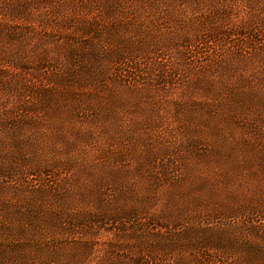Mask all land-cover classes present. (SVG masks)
<instances>
[{
  "label": "rangeland",
  "instance_id": "rangeland-1",
  "mask_svg": "<svg viewBox=\"0 0 264 264\" xmlns=\"http://www.w3.org/2000/svg\"><path fill=\"white\" fill-rule=\"evenodd\" d=\"M120 5L0 0V264H264V0Z\"/></svg>",
  "mask_w": 264,
  "mask_h": 264
},
{
  "label": "trees",
  "instance_id": "trees-1",
  "mask_svg": "<svg viewBox=\"0 0 264 264\" xmlns=\"http://www.w3.org/2000/svg\"><path fill=\"white\" fill-rule=\"evenodd\" d=\"M124 2H125V0H111V6L109 7V8H107V11H108V14H110V13H112L113 11H115L116 10V8H120L121 7V5L120 4H124ZM114 4V5H113ZM125 10H130L129 8H128V6L125 8V9H123L122 8V11L123 12H125ZM126 27L127 28H131L132 27V25L130 24V23H127L126 24ZM227 29V28H226ZM226 29H224V31L221 33V37H227V34L225 33V30ZM227 33H228V30H227ZM207 35V34H206ZM191 37L189 36V35H185L184 37H183V39H190ZM228 41V40H227ZM201 45V44H200ZM109 60V62L110 63H116V64H119L118 62H119V60H117V59H114V55H112L111 57H110V59H108ZM93 73V72H92Z\"/></svg>",
  "mask_w": 264,
  "mask_h": 264
}]
</instances>
